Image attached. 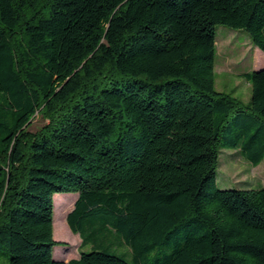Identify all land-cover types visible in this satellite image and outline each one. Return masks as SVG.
<instances>
[{
  "label": "trees",
  "instance_id": "1",
  "mask_svg": "<svg viewBox=\"0 0 264 264\" xmlns=\"http://www.w3.org/2000/svg\"><path fill=\"white\" fill-rule=\"evenodd\" d=\"M218 25L264 54V0H0V264H264V188L216 185L264 157V66L217 91Z\"/></svg>",
  "mask_w": 264,
  "mask_h": 264
},
{
  "label": "rangeland",
  "instance_id": "2",
  "mask_svg": "<svg viewBox=\"0 0 264 264\" xmlns=\"http://www.w3.org/2000/svg\"><path fill=\"white\" fill-rule=\"evenodd\" d=\"M262 66H264V54L251 42L245 30L232 29L225 25H218L216 27L214 71L215 89L217 91L231 93L243 105L248 104L250 101L251 87L244 73L258 70ZM44 122L42 116L36 115L32 119L28 129L34 132ZM239 153V150L227 147H221L219 149L216 168L217 187L220 189L264 188V157L259 164L253 166L249 160ZM58 194L63 197H55L52 199L53 238L61 241L63 244L54 246L52 252L56 253L59 251L63 253V250H66L67 257L78 256L80 236L77 233H73L66 222V215L72 209L77 193L60 192L55 195ZM61 204H64L65 207L61 208L59 206ZM81 250L88 251L89 249L85 246Z\"/></svg>",
  "mask_w": 264,
  "mask_h": 264
},
{
  "label": "crops",
  "instance_id": "3",
  "mask_svg": "<svg viewBox=\"0 0 264 264\" xmlns=\"http://www.w3.org/2000/svg\"><path fill=\"white\" fill-rule=\"evenodd\" d=\"M258 51V49H256ZM259 52V51H258ZM67 251L66 250H63V253H60L59 251H57L55 254H56V258L58 259H61V260H67L69 258H72L71 256L70 257H67ZM73 257H76V256H73Z\"/></svg>",
  "mask_w": 264,
  "mask_h": 264
},
{
  "label": "bare ground",
  "instance_id": "4",
  "mask_svg": "<svg viewBox=\"0 0 264 264\" xmlns=\"http://www.w3.org/2000/svg\"><path fill=\"white\" fill-rule=\"evenodd\" d=\"M55 197H63L62 195H55V196H53V198H55ZM61 208H64L65 207V205L64 204H61V205H59ZM61 224V223H60ZM65 224H66V222H65ZM61 228V227H60ZM64 228V227H63Z\"/></svg>",
  "mask_w": 264,
  "mask_h": 264
}]
</instances>
